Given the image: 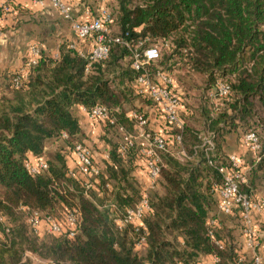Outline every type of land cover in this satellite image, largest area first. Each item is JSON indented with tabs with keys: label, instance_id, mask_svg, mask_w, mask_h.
I'll return each instance as SVG.
<instances>
[{
	"label": "trees",
	"instance_id": "1",
	"mask_svg": "<svg viewBox=\"0 0 264 264\" xmlns=\"http://www.w3.org/2000/svg\"><path fill=\"white\" fill-rule=\"evenodd\" d=\"M18 9L13 6L20 13ZM113 18L118 30L113 34L128 42L131 50L139 43H143L140 51L164 48V54L160 51V58L151 64L152 72L202 76L196 104H187L181 113L182 146L196 156L181 162L165 153L160 177L148 194L151 212L138 231L132 225L119 229L116 214L97 203L93 192L97 189L105 199L109 193L107 199L119 213L145 193L132 176L139 157L137 145L125 155L119 151L118 127L133 130L125 111L130 103L127 91L134 92L138 75L131 67L132 51L113 43L108 58L94 63L88 72L89 61L68 44L60 46L58 58L41 52L29 80L20 88L11 86L18 71L5 76L3 83L10 92L0 96V212L9 219L18 207L27 206L63 218L77 208L80 227L73 239L52 236L35 242L32 252L41 260L38 263L22 260L15 242L2 245L0 264H200L206 256L218 257L217 264H252V255H243L237 244L235 229L242 224L239 213L218 211L215 185L221 183V176L208 164L200 146L205 136L212 135L215 150L209 153L210 160L228 166V137L240 140L255 132L261 159L255 163L253 156L249 171L254 176L264 172V0H116ZM218 81L231 85L229 100L211 97ZM96 104L110 111L116 125L106 123L103 139L109 146V159L91 180L93 188L86 197L83 181L68 175L65 152L83 144L74 107ZM109 131L116 132L119 142H113ZM54 144L57 150L49 160L46 151ZM33 158H44L49 165L36 177L24 166ZM214 212L228 217L227 221ZM24 219L28 232L36 236ZM10 225L6 237L14 234ZM238 228L243 236V224ZM0 230L4 233L1 225ZM142 239L145 250L139 254L136 246ZM216 241H222L223 248Z\"/></svg>",
	"mask_w": 264,
	"mask_h": 264
},
{
	"label": "built area",
	"instance_id": "2",
	"mask_svg": "<svg viewBox=\"0 0 264 264\" xmlns=\"http://www.w3.org/2000/svg\"><path fill=\"white\" fill-rule=\"evenodd\" d=\"M53 8L60 16L70 24L71 32L76 41H91L92 48L89 53L79 50L75 44H69L71 49L78 51V54L88 60L87 72L94 63L105 61L110 53L111 44H121L130 49L128 42L120 36L113 34L112 26L114 18L106 7L111 0H98L100 8L97 15L89 20L81 21L76 18V3L81 0H31L33 4L43 6L45 2ZM19 0H5L0 2V32L4 14H10L13 6L18 5ZM89 14V13H88ZM143 43H139L132 51V69L138 73L134 83L133 91L135 95L149 100L156 111L160 114L165 122V130L161 134L150 133L147 130L148 119L141 112H132L128 115L129 120L133 123V130L136 134L128 132L124 126L118 127L121 136L119 151L122 155L136 147L137 140L142 139L138 149L139 159L142 161L143 168L150 179V188L153 189L160 177L161 167L163 165L162 156L165 153H171L181 162L194 159L196 152L189 155L182 146V133L184 122L181 118L183 103L176 82L173 76L160 70L152 72L150 66L160 58V50L157 47H149L140 51ZM41 50L38 45L29 46V53L18 73L11 79L13 89H18L24 82L29 80L31 69L41 59ZM231 95V85L226 81H218L215 92L211 94L218 100H229ZM91 121H99L116 125L115 117L110 115V111L96 104L90 108H84ZM65 136V135H64ZM200 149L204 150L208 164L213 167L221 176V183L215 185V193L218 198V211L223 215H232L239 213L243 224L244 247L252 255V264H264V257L258 252L260 244L257 231L254 229L252 218L255 214L264 213V197L254 198L252 195L244 192L242 187L247 183L246 173L242 169L239 159L236 155L229 156V165H217L210 160L209 153L215 150V144L212 135H207L203 139ZM175 143L176 147L172 148ZM243 144L252 153L255 163L260 161L258 156L261 150V144L255 132L247 133L243 138ZM73 153L77 160L78 172L87 180L83 181L84 195L89 197V192L93 188L91 180L97 178L101 169L96 165L92 150L85 144H76ZM29 175L36 177L49 168L47 161L41 159H30L24 164ZM68 175L76 178V173L69 170ZM72 190L71 187H69ZM149 190H145L142 198L133 206L119 213L114 203L110 204V212L115 213V223L119 229L132 225L138 231L142 225H136L141 222L151 212L149 200ZM17 212L23 214L30 230L37 236L49 234L59 237L65 236L69 239L75 238L80 227V212L77 208L69 211L61 219L47 216L44 213L27 207L20 206ZM0 225L6 236L10 235L11 225L7 217L0 212ZM141 241H144L143 239ZM219 248H223L222 241H216ZM218 257H212V264H217ZM184 264V263H178Z\"/></svg>",
	"mask_w": 264,
	"mask_h": 264
},
{
	"label": "crops",
	"instance_id": "3",
	"mask_svg": "<svg viewBox=\"0 0 264 264\" xmlns=\"http://www.w3.org/2000/svg\"><path fill=\"white\" fill-rule=\"evenodd\" d=\"M4 1L5 0H0V2H4ZM16 6H18V8L21 11L20 13H18L17 11L14 13L15 16L16 15L21 16L19 17V20L23 18L25 23L31 21V19L24 17L26 16L27 13L31 15L37 14L39 16H43L45 18H39L40 21L43 22V23L41 22V24L46 23V25L50 26L52 32L51 35L54 34V32L56 31V29L54 28V24L49 22L47 18V15L50 14V11H53L54 9L49 6L47 1L43 6H40L33 4L31 0H19L18 5ZM11 15H13L12 12L10 14H4L2 21L3 30L1 29L0 32V87L5 82V76L7 77L10 73L18 71L22 67L24 61L28 56L29 46L32 44H36L33 43L36 40L38 41L39 39L41 40L38 44L40 46L39 48L42 54L49 58H58L60 46L63 45L64 43L66 44V39L69 40V44L70 42H75V38L70 30V34L67 36L68 38L63 39L61 44H59L56 49L51 50L48 45L49 40L47 39L43 40L42 38H39L40 30L37 26L40 23L38 24V22L32 20L31 24L35 23V25L32 26L31 28L28 27L29 24H21V23L18 25L16 24V26H14L15 23L17 22L16 21L13 22V19L11 20L10 18H8V16ZM75 16L77 19L81 21H85V20H89L95 15H94V11L93 10L91 11V8L88 6L87 2L81 0L80 2L76 3ZM68 25L70 27L69 23ZM7 26L11 28H6ZM75 45L79 50H83L86 53H89L92 48V44L90 41L87 42L78 41V43H75ZM176 88L178 89L177 83H176ZM137 98L141 102L139 104L140 106L138 107V109L141 112H143L148 119L147 130L150 133H154V134L163 133V131L165 130V122L160 116V114L156 111L153 104L149 100H144L143 97H137ZM84 108L85 107L83 106H76L74 107L73 112L79 118L81 132H82V143L88 146L92 150L94 161L96 165L102 170L105 160L109 159L108 156L109 146L103 139L104 128H102L94 121H91L88 115L86 114ZM227 142H229V139L227 140ZM141 143H144L143 140L138 139L137 146H140ZM54 146L57 147V144H54ZM139 148L140 147H138V149ZM244 149L246 152H244V150H240V148L239 149L237 148L236 150L229 152V155H236L237 158L239 159L242 169L244 170L245 173H247L249 171V166H247V163L249 159L253 162V155L246 147H244ZM247 152L249 153L250 157L249 155H247ZM47 153L48 152L46 151V156ZM65 156H66L67 168L70 171L76 173L77 177H79L80 179L87 180L85 177L83 178V176H81V174L78 172L77 160L75 158L73 151L65 152ZM132 176L135 178V180L138 182V184L141 186L142 189L145 190L148 189L150 193V191L152 190L150 188L151 182L147 175V172L143 168L142 161L139 159V157L138 160L135 162V167L133 169ZM248 185L249 184L247 182L244 186L247 187ZM262 197H264V195L259 196L258 198H262ZM252 219H253L252 222L254 229L257 231L258 237L260 239L259 240L260 247L258 252L264 257V213L255 214ZM136 225H142V223L138 222L136 223ZM241 244L243 251L247 252V250L244 247L243 236L241 237ZM144 250H145V242L140 241L136 246V251L139 254H142ZM200 264H212V257H207V256L204 257Z\"/></svg>",
	"mask_w": 264,
	"mask_h": 264
},
{
	"label": "rangeland",
	"instance_id": "4",
	"mask_svg": "<svg viewBox=\"0 0 264 264\" xmlns=\"http://www.w3.org/2000/svg\"><path fill=\"white\" fill-rule=\"evenodd\" d=\"M84 1L87 2L88 6L91 8V11L92 10L94 11V15H97L98 10L100 8V3L98 2V0H84ZM106 7L114 15V10H115V7H116V0H111L110 2H108L106 4ZM15 12L16 11H14L12 9V14L13 15L8 16V18H10L11 20L13 19V22L14 21L17 22V23H15L14 26H16V24L18 25V24L21 23V24H29L28 27L31 28L32 26L35 25V23L31 24L32 20L35 21V22H38V24L40 23L37 26L39 28V30H40L39 31V38H42L43 40H46V39L49 40L48 45H49V48L51 50L56 49L57 46L59 44H61L63 39L68 38L67 36L70 34L71 28L69 27L68 23H66V21L55 10L50 11V14L47 15V18H48L49 22L53 23L54 24V28L56 29V31L52 35H51L52 32H51L50 26L46 25V23L41 24L42 21H40V19H39V18H45V17L39 16L37 14H32V15L31 14H26V16H24V17L31 19V21H28V22L25 23L23 18L19 20V17H21V16H19V15L15 16L14 15ZM6 28H11V27L7 26ZM112 29H113L114 33H118L117 27L115 25L112 26ZM2 30H3V28H2ZM40 41L41 40L39 39V41L36 40L33 43H36V45H38ZM71 43L75 44V43H78V41L75 40V42H70V44ZM66 44L69 45V40L68 39H66ZM159 48H160L161 54L163 55L164 52H165L164 48H161L160 45H159ZM179 77L181 78L180 80L182 81V84L179 82ZM174 79L176 80V83H177V86H178V91H180L179 93H180V96H181V99H182L183 107L186 106L187 104H189L190 106L195 105L196 104L195 100H196L197 96L199 94H201L200 91H201L202 80H203L202 76H199V75H190V76H188L187 72L182 71L180 73L176 72L174 74ZM187 88H190L189 92L187 91ZM8 91L10 92V90L8 88H6V83L3 84L2 88L0 87V96L6 95V93H8ZM127 95H128L127 97L129 98L130 103L125 105V111L127 112V114L128 113L130 114V112L131 113L132 112H137L138 107L140 106L139 104L141 103L140 100H138V98H137L139 96L134 95V92L131 93L130 91H127ZM143 99L147 100L146 98H143ZM142 102H144V101H142ZM195 107H197V106H195ZM185 109L187 110L186 107H185ZM259 110L262 111L261 113L263 114V109L261 107H259L258 111ZM95 123H97L98 125H100L104 129L106 128V123L99 122V121H96ZM132 131H130V132H132ZM109 135L111 136V139L113 140L114 143L119 142V138H118V136H117L115 131L114 132H110L109 131ZM228 139H229V142H228V144H229V147H228L229 152H232L233 150H236L237 148L238 149L240 148V150H244V152H246L245 149H244V147H246V146L243 144V139L239 138L240 140H238V139L235 138L234 135H230L228 137ZM55 150H57V149L53 145H50V148L48 147V150H47L48 153H47L46 157L49 158V160L53 158V152ZM247 155H249L248 152H247ZM249 157H250V155H249ZM251 163H252V161L249 159L248 163H247V166H250ZM246 178H247V182H248L249 185L247 186L248 188L243 186L242 187L243 191L247 192L248 194H250L252 196H257V197L263 196L264 195V172L262 171L258 175L254 176L253 171L251 172V170H250L249 172L246 173ZM249 181L252 182L253 185L252 184L250 185ZM96 190H95V192H93L95 194V197H96L95 198L96 202L99 203V204L102 202L103 203V204L101 203L102 206H106V208H108V210L110 211V207L109 206H110V204L112 202H111V199H109V198L107 199V197H110V194L108 193L107 196H106V199H105L104 196L102 194H100ZM214 214H216V216H217L218 213L214 212ZM13 215L12 216L11 215L8 216V217H10L9 219L11 221L8 218L7 219H8V223L12 224L13 228H15L14 229V234H13V236L11 235L10 237H6V234L2 233V231L0 230V246L13 244L15 242L16 248H18L20 250V252H21L22 260H26V261L29 260V261H32L33 263L40 262L41 260L39 259V257L32 252V247H33L34 243L36 242L37 244H40L41 242L48 241V240H50L53 237L51 235H49V234H43L41 236H37V235L33 236L30 232H28V230H27V228H26V226L24 224V221H23V217L24 216H23V214H21L20 212H16L15 211L13 213ZM218 217L222 221L223 220L227 221V219H228V217L225 218L224 216H222L220 214H218ZM59 218H61V217H59ZM15 224H17L16 227H15ZM17 226H19V230H18ZM20 226H24V227L22 228ZM237 226L238 227L240 226L241 229H242L241 222ZM238 227L235 229V230H237V234H238V235H236V237L239 238V243H237V244H239V249H240V251H242V249H241L242 248V244H241V237L242 236L240 235ZM20 232H21V234H20ZM258 239H259V237H258ZM242 254L245 255V256H248L249 258L251 257V253L248 252V251L247 252L242 251Z\"/></svg>",
	"mask_w": 264,
	"mask_h": 264
}]
</instances>
